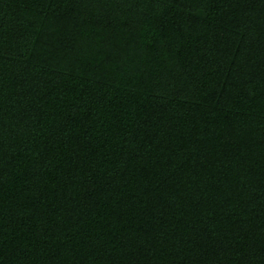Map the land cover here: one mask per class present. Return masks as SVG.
Instances as JSON below:
<instances>
[{
	"label": "trees",
	"instance_id": "1",
	"mask_svg": "<svg viewBox=\"0 0 264 264\" xmlns=\"http://www.w3.org/2000/svg\"><path fill=\"white\" fill-rule=\"evenodd\" d=\"M0 264H264V0H0Z\"/></svg>",
	"mask_w": 264,
	"mask_h": 264
}]
</instances>
